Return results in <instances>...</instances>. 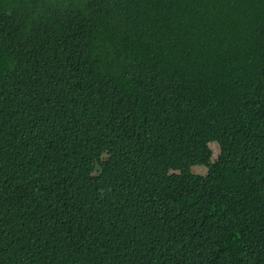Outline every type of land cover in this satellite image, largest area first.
<instances>
[{
    "label": "trees",
    "instance_id": "1",
    "mask_svg": "<svg viewBox=\"0 0 264 264\" xmlns=\"http://www.w3.org/2000/svg\"><path fill=\"white\" fill-rule=\"evenodd\" d=\"M12 125L0 264H264V0H0Z\"/></svg>",
    "mask_w": 264,
    "mask_h": 264
},
{
    "label": "rangeland",
    "instance_id": "2",
    "mask_svg": "<svg viewBox=\"0 0 264 264\" xmlns=\"http://www.w3.org/2000/svg\"><path fill=\"white\" fill-rule=\"evenodd\" d=\"M209 149L211 150V153H212L211 160L213 161L217 158V155L219 153V150H220L219 143L210 142ZM192 171L203 175V174H206L207 169L204 165H194L192 166Z\"/></svg>",
    "mask_w": 264,
    "mask_h": 264
},
{
    "label": "clouds",
    "instance_id": "3",
    "mask_svg": "<svg viewBox=\"0 0 264 264\" xmlns=\"http://www.w3.org/2000/svg\"><path fill=\"white\" fill-rule=\"evenodd\" d=\"M16 131H17V128H16V126L15 125H12V127H8L7 129H5V128H1V130H0V133L2 134V135H4V137H6V138H9V139H12V138H14L15 137V134H16ZM210 143V142H209ZM209 143H208V147H209ZM216 143H218V142H216ZM220 146V145H219ZM210 152H211V150H210ZM219 152H220V150H219ZM219 154V153H218ZM211 155H212V153H210V162L211 163H214L215 161H217V159H218V155H217V158L215 159V160H211ZM195 165H204L205 167H206V169L208 168L207 167V165H205V164H195ZM194 166V165H193ZM191 170H192V167H191ZM192 172H194V171H192ZM194 173H196V172H194ZM207 173V172H206ZM197 174H199V173H197ZM200 175H202V174H200ZM203 175H205V174H203Z\"/></svg>",
    "mask_w": 264,
    "mask_h": 264
}]
</instances>
